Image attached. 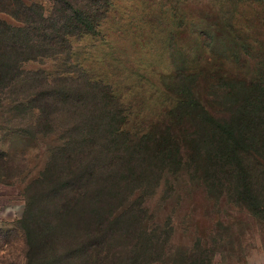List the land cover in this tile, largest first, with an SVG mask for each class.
Segmentation results:
<instances>
[{"label":"trees","instance_id":"16d2710c","mask_svg":"<svg viewBox=\"0 0 264 264\" xmlns=\"http://www.w3.org/2000/svg\"><path fill=\"white\" fill-rule=\"evenodd\" d=\"M112 9V0H0V100L30 117L34 136L56 138L21 190L17 221L40 264L101 261L104 244L116 242L123 264L143 263L158 248L147 237L145 202L183 173L264 215V83L237 100L223 74L228 87H214L235 98L234 112L232 101L212 112L194 86L205 75L175 69L160 77L170 105L140 114L75 58L74 44L100 37ZM29 63L39 67L25 70Z\"/></svg>","mask_w":264,"mask_h":264},{"label":"rangeland","instance_id":"374dc122","mask_svg":"<svg viewBox=\"0 0 264 264\" xmlns=\"http://www.w3.org/2000/svg\"><path fill=\"white\" fill-rule=\"evenodd\" d=\"M112 3L100 37L75 43V58L140 114H158L170 105L171 97L162 93L160 77L175 69L205 75H196L194 86L199 89L198 98L212 112L213 105L230 101L234 112L235 98L214 87L227 86L218 82L223 74L228 85L234 86L237 100L243 89L264 83L263 2ZM38 67L29 63L24 69ZM6 102L0 100V158L6 153L8 160L7 172L0 173V264H40L26 246L17 221L24 205L21 190L44 169L56 138L34 136L30 117L13 112ZM145 207L147 237L151 234L149 240L158 248L141 264H264V215L256 216L246 206L236 205L234 198L213 194L200 180L179 174L176 181L157 187ZM59 245L56 243L57 257L63 253ZM100 252L103 260H94L97 264H123L121 242L104 244ZM95 254L96 250L89 258L94 259ZM74 257L67 262H74Z\"/></svg>","mask_w":264,"mask_h":264}]
</instances>
